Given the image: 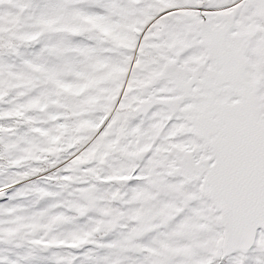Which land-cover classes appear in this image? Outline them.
<instances>
[{
  "label": "snow or ice",
  "instance_id": "snow-or-ice-1",
  "mask_svg": "<svg viewBox=\"0 0 264 264\" xmlns=\"http://www.w3.org/2000/svg\"><path fill=\"white\" fill-rule=\"evenodd\" d=\"M0 264H264V0H0Z\"/></svg>",
  "mask_w": 264,
  "mask_h": 264
}]
</instances>
